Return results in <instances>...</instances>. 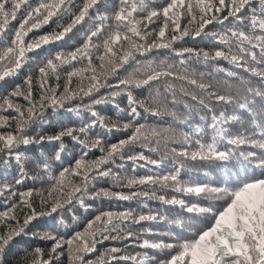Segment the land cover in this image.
<instances>
[{
    "label": "snow or ice",
    "instance_id": "1",
    "mask_svg": "<svg viewBox=\"0 0 264 264\" xmlns=\"http://www.w3.org/2000/svg\"><path fill=\"white\" fill-rule=\"evenodd\" d=\"M65 262L264 264V0H0V264Z\"/></svg>",
    "mask_w": 264,
    "mask_h": 264
},
{
    "label": "trees",
    "instance_id": "2",
    "mask_svg": "<svg viewBox=\"0 0 264 264\" xmlns=\"http://www.w3.org/2000/svg\"><path fill=\"white\" fill-rule=\"evenodd\" d=\"M186 46H190L191 47V46H198V45L196 43L192 42V41H188L187 44H186ZM17 82H19V81H17ZM102 110L104 112H106L107 115H110V116H114L115 115L110 107H105ZM56 119H63L66 123H71V124L78 123V118L73 113L61 112L60 114H58L56 116ZM196 120H198V117H194L193 118V122H195ZM161 123L164 126H167L166 124H164V122H161ZM44 127L49 132H51V131L54 130V126L45 125ZM119 135H120L119 133L113 134L112 139L115 140ZM49 147L50 146H47L46 145L45 146V150L47 151ZM68 147L69 148L72 147V143L70 141L68 142ZM30 149H31L32 154H35L38 151L34 146H30ZM67 159H70V157L69 158H66V162H67ZM216 176H217V172L216 171H212L211 177H209V178L216 177ZM201 178L203 179L202 176H201ZM133 206L135 207V205H133ZM52 224H53V221L48 220L47 221V224L41 223V224L37 225V228L38 229H42V228H45V227L52 226ZM20 244L21 245H25V246H29V247H33V246H44L42 244V242L37 241V240L21 241ZM106 247H108V242H106L104 245L101 246V248H106ZM65 264H66V262H65Z\"/></svg>",
    "mask_w": 264,
    "mask_h": 264
}]
</instances>
